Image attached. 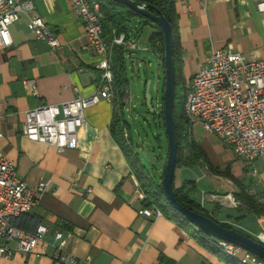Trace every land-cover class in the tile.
<instances>
[{
  "label": "crops",
  "instance_id": "obj_1",
  "mask_svg": "<svg viewBox=\"0 0 264 264\" xmlns=\"http://www.w3.org/2000/svg\"><path fill=\"white\" fill-rule=\"evenodd\" d=\"M30 1L33 10L10 26L12 43L0 51V152L30 186L39 180L48 182L38 203L20 221L21 229L32 231L34 225L43 223L50 232L63 231L65 251L77 256L79 264H231L163 214H140L143 192L111 133L112 101L101 99L85 109L75 146L62 152L22 134L25 110L88 96L100 76L96 64L101 56L86 48L85 31L71 0ZM255 1H174L185 84L205 64L211 48L227 47L249 58H264V17ZM33 15L55 31L59 47L50 48L28 31L26 21ZM141 22L137 17L130 21L128 38L134 42ZM141 50L157 51L149 37ZM131 52L123 53L126 67ZM24 80L34 83L36 94L24 86ZM74 86L78 92L73 91ZM189 126V138L205 158L188 165L190 150L182 143L181 162L175 171L177 166L200 165L204 176H174L173 186L189 182L185 190L193 187L191 199L215 221L243 234H256L264 217L254 214L236 196L242 192L264 207L263 162L245 163L235 157L229 144L199 123ZM217 193L224 195L223 203L212 198ZM230 199L237 205L232 206ZM50 232L32 252L0 257V264H63L52 258Z\"/></svg>",
  "mask_w": 264,
  "mask_h": 264
},
{
  "label": "built area",
  "instance_id": "obj_2",
  "mask_svg": "<svg viewBox=\"0 0 264 264\" xmlns=\"http://www.w3.org/2000/svg\"><path fill=\"white\" fill-rule=\"evenodd\" d=\"M255 2L264 17V0ZM71 5L84 28L86 48L101 56L96 64L100 76L95 90L60 105L41 104L25 110L21 128L25 137L53 146L57 152L75 146V136L84 121L86 108L101 99L112 101L115 93L112 48L118 45L127 53L138 48L124 33L114 35L110 41L103 39L97 0H71ZM33 8L30 0H0V51L12 43L10 26ZM26 27L50 48L59 47L57 34L40 16H30ZM155 43L159 45V41ZM23 84L36 94L32 81L24 80ZM73 91L78 92V88L74 86ZM183 111L190 125L199 123L205 131L229 144L237 159L249 164L261 160L264 164V58H249L227 47L211 48L205 64L185 84ZM123 135L127 136L126 129ZM47 185V181L39 180L36 186H30L18 175L15 164L0 152V257H9L14 252L28 254L45 242L50 232L46 224L39 223L34 230L25 231L16 227L13 219L30 212ZM223 199L219 202L223 203ZM230 204L236 206L237 202L230 199ZM140 214L151 217L162 213L152 206L143 207ZM50 235L52 258L63 264H79L77 256L65 251L67 238L63 231L55 229ZM218 245L242 264H264L242 247L220 240Z\"/></svg>",
  "mask_w": 264,
  "mask_h": 264
},
{
  "label": "trees",
  "instance_id": "obj_3",
  "mask_svg": "<svg viewBox=\"0 0 264 264\" xmlns=\"http://www.w3.org/2000/svg\"><path fill=\"white\" fill-rule=\"evenodd\" d=\"M100 4V22L102 25V37L106 41H110L114 35L119 33H124L126 38L129 37V24L131 19L137 17L144 21V23H152L153 31L149 35V43L151 44L155 51L161 55L163 60L164 53V40L163 32L161 28L150 20L137 15L132 9L128 8L124 4L117 2L116 0H97ZM142 1L145 4H150L156 7L160 13L167 19L171 26L172 38H173V51H174V64H175V90H174V101H173V116L174 124L178 139V149H177V160L176 165L181 162V148L182 143L187 145L190 150L188 165H191V161L197 159H204L205 155L199 145L189 138L190 126L184 115L183 104L185 99V83L182 79L181 74V59H180V43L178 38V25H177V14L175 12V0H136ZM151 12H155L153 9H149ZM156 41H159V45H156ZM123 49L121 46H114L112 48V58L111 66L114 77V97L112 99L113 103V116L110 124L111 133L115 141L119 144L122 149L125 158L134 173L139 187L141 188L144 198L142 204L144 207H156L161 213L177 223L182 229L188 232L199 244L215 253L226 262L231 264H242L236 258L227 254L219 245L215 237L211 236L204 230H201L187 221V219L182 216L179 212L174 210L168 200L166 199L162 186V174L164 170V165H162L159 170V174L155 172V165L152 164L149 167L145 162L146 159L142 160L140 156V150L144 148V143L139 139L133 140L132 133L129 129V122L124 115V97H125V86H127L126 78V65L125 58L123 57ZM164 82V81H163ZM164 86V83H163ZM163 93V92H162ZM161 106L159 111H154L151 113L154 120V126L157 128L164 129L163 120V94L160 97ZM149 113V109L146 113ZM144 120L149 124V121L144 118ZM123 129L127 130V136L124 137ZM165 133V130H164ZM159 135L156 136L158 139ZM166 137V133H165ZM167 141V138H166ZM151 143H149L150 147ZM147 147V148H148ZM146 148V150H147ZM168 151V148H167ZM148 152V150H147ZM149 153V152H148ZM167 158V153L166 157ZM145 160V161H144ZM158 171V170H157ZM189 182L183 184L181 187H173V194L175 199L180 202L183 206L189 210L195 211L197 213L203 214L207 217L213 219L207 212L201 209L192 199L191 194L193 192V187L185 190L186 185ZM236 198L248 208H250L254 214L264 217V207L254 204L253 201L247 197L244 193H240ZM27 217V213L21 214L13 219V224L18 228H24L21 224V220ZM214 220V219H213ZM226 228H231L225 223H220ZM37 225V224H36ZM34 225V228L36 227ZM34 230V229H33Z\"/></svg>",
  "mask_w": 264,
  "mask_h": 264
},
{
  "label": "rangeland",
  "instance_id": "obj_4",
  "mask_svg": "<svg viewBox=\"0 0 264 264\" xmlns=\"http://www.w3.org/2000/svg\"><path fill=\"white\" fill-rule=\"evenodd\" d=\"M150 23L141 22L136 33L135 42L138 49L131 50V59H127V89H125L124 97V115L129 122V129L132 133L133 140H140L142 143H151L147 148L150 160H146V164L151 167L155 165V172L159 174V170L166 160L167 153V141L163 128H157L154 126V120L151 113L159 111L161 106L160 97L163 94V62L161 55L159 56L153 51H142L141 46L148 43L149 34L153 29L149 25ZM151 57L155 59L157 68H154L153 63L148 64L146 58ZM137 60V64L134 60ZM132 62V63H131ZM154 80L152 90H150V81ZM149 109V113L146 110ZM149 121V124L144 118ZM159 135L158 139L156 136ZM144 149V148H143ZM140 150V156L141 151ZM142 157V156H141ZM145 159V158H144ZM143 160V157H142ZM145 161V160H144ZM235 166H238L237 164ZM203 167V166H202ZM201 167V168H202ZM200 168V165L190 168L177 166L174 176H204V170ZM225 166H221L224 169ZM237 171H240L239 167H234ZM158 170V171H157ZM214 193V192H209ZM202 196V195H201ZM224 196L221 193L213 194L212 198L220 199ZM217 203V202H216ZM259 228H255V231L259 230L256 234H245L250 238L261 242L257 238V234L263 229V224L258 222Z\"/></svg>",
  "mask_w": 264,
  "mask_h": 264
},
{
  "label": "water",
  "instance_id": "obj_5",
  "mask_svg": "<svg viewBox=\"0 0 264 264\" xmlns=\"http://www.w3.org/2000/svg\"><path fill=\"white\" fill-rule=\"evenodd\" d=\"M116 1L132 9L137 15L144 17L150 20L151 22H155L163 32V120L164 130L167 138L168 151L162 174V186L166 199L174 210L179 212L182 216L187 219L188 222H190L197 228L204 230L205 232L220 241H224L242 247L243 249L249 251L250 253L264 261V244L262 242H258L234 229L226 228L217 221L211 219L210 217L189 210L175 199L173 194L172 183L177 160L178 139L173 116L175 64L171 26L167 19L153 5L145 4L142 1L136 0ZM149 9H153L155 12L153 13ZM146 60L148 64L152 62L154 68H157L158 65L156 64L155 59L147 57ZM135 64H137V62H135ZM153 83L154 80H151L149 84L150 90H152ZM148 146L149 143H144V149L141 151V155L147 161L150 160V156L146 150Z\"/></svg>",
  "mask_w": 264,
  "mask_h": 264
},
{
  "label": "bare ground",
  "instance_id": "obj_6",
  "mask_svg": "<svg viewBox=\"0 0 264 264\" xmlns=\"http://www.w3.org/2000/svg\"><path fill=\"white\" fill-rule=\"evenodd\" d=\"M260 222L263 224V229L260 233L257 234L258 239L264 243V219H261Z\"/></svg>",
  "mask_w": 264,
  "mask_h": 264
}]
</instances>
